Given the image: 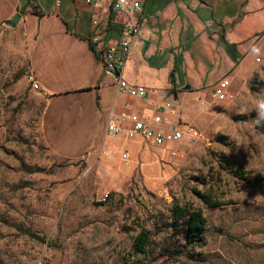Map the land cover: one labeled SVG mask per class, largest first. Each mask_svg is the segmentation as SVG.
I'll return each mask as SVG.
<instances>
[{"label": "rangeland", "instance_id": "obj_1", "mask_svg": "<svg viewBox=\"0 0 264 264\" xmlns=\"http://www.w3.org/2000/svg\"><path fill=\"white\" fill-rule=\"evenodd\" d=\"M35 35V26H0V264H264V127L255 120L264 76H237L228 53L214 70L199 46L194 55L180 47L171 73L181 85L167 90L174 76L163 42L141 41L132 59L151 52L152 89L176 95L182 120L208 142L175 145L173 157L138 140L126 161L100 152L70 159L48 145L46 98L29 82ZM218 73L232 85L214 104ZM188 86L204 88L203 103ZM198 192L224 205L207 207ZM178 205L202 210V247L186 244L172 216ZM141 233L146 253L135 247Z\"/></svg>", "mask_w": 264, "mask_h": 264}, {"label": "crops", "instance_id": "obj_2", "mask_svg": "<svg viewBox=\"0 0 264 264\" xmlns=\"http://www.w3.org/2000/svg\"><path fill=\"white\" fill-rule=\"evenodd\" d=\"M111 2L97 3L103 33L95 44L92 8L84 0H0V26L19 14V24L36 28L30 71L40 84L39 94L46 98V141L65 158L79 159L97 152L103 155L107 149L118 150V146L108 144L106 137L110 109L121 111L128 106L139 113L149 112L146 101L117 95L114 77L105 72L102 51L113 39L120 38L121 25L127 20L124 14L111 10ZM140 2L142 10L137 16L140 31L133 45L141 41L163 42L169 77L176 66L175 52L180 47L193 53L195 46H199V55L214 70L227 66L224 39L235 44L242 55L233 73L264 76V0ZM254 44L261 48L259 55L250 52ZM150 55L147 52L142 61H134L130 55L123 78L133 85L152 89L149 78L156 76L153 75L156 70L146 63ZM220 77L218 73L216 83ZM180 85L175 75L166 89L173 86L178 90ZM190 88L196 94L204 92V88Z\"/></svg>", "mask_w": 264, "mask_h": 264}, {"label": "built area", "instance_id": "obj_3", "mask_svg": "<svg viewBox=\"0 0 264 264\" xmlns=\"http://www.w3.org/2000/svg\"><path fill=\"white\" fill-rule=\"evenodd\" d=\"M84 1L92 8L91 29L94 33L93 42L97 44L98 37L103 33L97 13V3L100 0ZM110 8L113 12L124 14L127 20L121 25L120 38L113 39L102 51L105 72L114 77L117 95L122 94L131 99L146 101V109L149 112L139 113L128 106L121 111L110 109L107 114L106 137L108 144L113 143L118 146V150L107 149L105 153H119L121 160L126 161L131 152L129 143L140 140L141 143L149 142L153 148L161 149L173 157L177 154L173 150L175 145L184 142L189 144L208 142L202 130L193 123L182 120L183 106L176 95L167 94L165 90L133 85L123 78L133 42L139 35L137 16L142 10V5L140 0H112ZM29 82L34 91H40V84L32 73ZM231 85L230 77H223L216 83L212 90L214 104L227 97ZM203 93L197 97L198 103H203V98L206 97ZM91 156L92 154H87L88 158Z\"/></svg>", "mask_w": 264, "mask_h": 264}, {"label": "trees", "instance_id": "obj_4", "mask_svg": "<svg viewBox=\"0 0 264 264\" xmlns=\"http://www.w3.org/2000/svg\"><path fill=\"white\" fill-rule=\"evenodd\" d=\"M223 44L226 53L230 55L235 63H238L242 56L236 51L235 45L229 44L225 39ZM170 76L173 77L174 74L171 73ZM197 194L207 207L215 208L224 205L222 203H218L217 201H213L206 193L198 192ZM172 216L174 222H183V232L186 244L193 249L202 247L204 244V233L207 225V219L202 210L191 207H181L178 205L172 209ZM147 245L148 237L146 233L138 235L135 241V247L138 252L146 253Z\"/></svg>", "mask_w": 264, "mask_h": 264}, {"label": "clouds", "instance_id": "obj_5", "mask_svg": "<svg viewBox=\"0 0 264 264\" xmlns=\"http://www.w3.org/2000/svg\"><path fill=\"white\" fill-rule=\"evenodd\" d=\"M250 52L251 54L259 55L261 53V48L258 45L254 44L251 47ZM255 111L257 114L255 117L257 124L261 127H264V99L258 100Z\"/></svg>", "mask_w": 264, "mask_h": 264}, {"label": "water", "instance_id": "obj_6", "mask_svg": "<svg viewBox=\"0 0 264 264\" xmlns=\"http://www.w3.org/2000/svg\"><path fill=\"white\" fill-rule=\"evenodd\" d=\"M21 17L19 14L15 15L10 21L6 22L5 25L9 28L15 29L20 23ZM190 87L188 86L187 89Z\"/></svg>", "mask_w": 264, "mask_h": 264}]
</instances>
